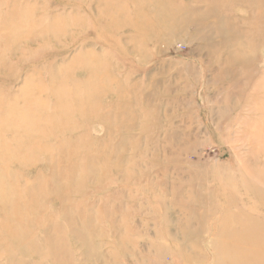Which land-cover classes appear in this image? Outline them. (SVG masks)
Here are the masks:
<instances>
[{"label":"rangeland","instance_id":"374dc122","mask_svg":"<svg viewBox=\"0 0 264 264\" xmlns=\"http://www.w3.org/2000/svg\"><path fill=\"white\" fill-rule=\"evenodd\" d=\"M225 1L0 0L36 115L0 120V264H264V12Z\"/></svg>","mask_w":264,"mask_h":264},{"label":"bare ground","instance_id":"6f19581e","mask_svg":"<svg viewBox=\"0 0 264 264\" xmlns=\"http://www.w3.org/2000/svg\"><path fill=\"white\" fill-rule=\"evenodd\" d=\"M144 1L145 0H140V3L144 2ZM231 2H232V0H227V1L224 2V4H228V3H231ZM250 2L261 3L260 4V6H261L260 10L264 12V7H263L264 6V0H250ZM257 16H259V14H257ZM5 19L8 20V30H9V33L12 34L14 32V29H13V27L10 26L11 15L5 17ZM12 35H14V34H12ZM28 110L29 109L15 108V106H12V105L4 107L3 110H0L1 111L0 112V120L5 121L4 119L9 116V120L7 121V126L6 127L10 128L12 124L14 125L15 131H14L13 136L11 138L15 139L14 142H13V145H15V146H19L20 145L19 144V138L21 137V134L24 135L25 137H27V139L30 138V135H28L29 130H30V127H29L30 122L29 121H31L33 116H36V115H30ZM51 115L52 116L56 115V113H53V114L51 113ZM15 124H19L18 127L15 126ZM1 142L2 141L0 139V143ZM9 148H10V146L7 145V149H9ZM0 182L6 183L3 177H0ZM6 184H7V187L9 189H12L13 185H12L11 182L7 181ZM12 193H14V192L12 191ZM16 195L17 196H23V197H26V198H29V197L33 198L34 197V195L31 194V192L28 189L25 190L24 194H23V192L22 193L20 192V193H17Z\"/></svg>","mask_w":264,"mask_h":264}]
</instances>
